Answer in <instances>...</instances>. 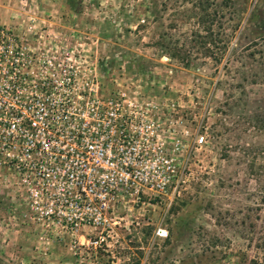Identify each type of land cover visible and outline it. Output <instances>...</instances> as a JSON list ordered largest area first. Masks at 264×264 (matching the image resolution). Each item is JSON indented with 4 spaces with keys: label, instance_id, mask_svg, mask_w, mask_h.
<instances>
[{
    "label": "rangeland",
    "instance_id": "1",
    "mask_svg": "<svg viewBox=\"0 0 264 264\" xmlns=\"http://www.w3.org/2000/svg\"><path fill=\"white\" fill-rule=\"evenodd\" d=\"M0 26L62 30L187 159L170 204L123 200L70 234L32 224L0 178V264H264V0H0Z\"/></svg>",
    "mask_w": 264,
    "mask_h": 264
},
{
    "label": "built area",
    "instance_id": "2",
    "mask_svg": "<svg viewBox=\"0 0 264 264\" xmlns=\"http://www.w3.org/2000/svg\"><path fill=\"white\" fill-rule=\"evenodd\" d=\"M60 31L0 26V178L32 224L64 234L109 227L123 200L170 204L187 162L171 127L112 80L103 86L94 54Z\"/></svg>",
    "mask_w": 264,
    "mask_h": 264
},
{
    "label": "trees",
    "instance_id": "3",
    "mask_svg": "<svg viewBox=\"0 0 264 264\" xmlns=\"http://www.w3.org/2000/svg\"><path fill=\"white\" fill-rule=\"evenodd\" d=\"M237 28H235V30H236ZM211 42V41H210ZM223 115H224V113H223ZM253 122H254V124L256 125V126H258V129L260 128V126H259V124L260 125H263L264 124V113L262 114V115H260V114H256L255 116H253ZM251 119V120H252ZM215 127V126H214ZM260 130V129H259ZM213 136L214 137H218L219 136V133H217V132H214L213 133ZM252 153H255V151H252ZM255 264H258V263H256L255 262Z\"/></svg>",
    "mask_w": 264,
    "mask_h": 264
}]
</instances>
